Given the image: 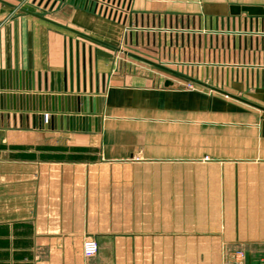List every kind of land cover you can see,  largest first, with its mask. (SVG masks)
I'll return each instance as SVG.
<instances>
[{
    "label": "crops",
    "instance_id": "0c3cea01",
    "mask_svg": "<svg viewBox=\"0 0 264 264\" xmlns=\"http://www.w3.org/2000/svg\"><path fill=\"white\" fill-rule=\"evenodd\" d=\"M107 2L0 0V264H252L264 111L133 54L263 102L264 0Z\"/></svg>",
    "mask_w": 264,
    "mask_h": 264
},
{
    "label": "rangeland",
    "instance_id": "374dc122",
    "mask_svg": "<svg viewBox=\"0 0 264 264\" xmlns=\"http://www.w3.org/2000/svg\"><path fill=\"white\" fill-rule=\"evenodd\" d=\"M132 63L135 64L134 61H132ZM220 64H221V62H217V66H219ZM164 65L170 67L171 69L172 68L177 69L180 64L179 63H175V64L174 63H164ZM199 65H201V63H197V62H192L191 63L189 60L188 61H184L181 64V68H179L176 71H179L180 73L189 75L190 77H193V78H195L197 80H200V81H202L204 83H207L209 85H212V86L221 88L222 90L227 91V92H229L231 94L240 96V97L245 98V99H247L249 101H252L254 103H257V104H260V105L264 106V101L262 102V101H258L256 99L258 97L257 94L260 92L259 90H258L259 92H255V91L252 92L250 90L249 91L248 90H246V91L244 90V91H242L240 93H236L232 89H229V88L225 87V85L223 86V84H219L218 77L217 78L216 77L214 78V76H212V75L211 76L210 75H205V76L199 75L197 73V70H196L197 69L196 67L199 66ZM161 73H163L164 75H168V76H171L173 74L172 76H174L176 79H178V81H180L181 83H185V84H181L179 87H187V86L190 87L191 86V87H197V88L203 89L205 91H211V93L212 92L213 93H217L216 91L211 90L208 87H205L203 85H200V84L195 83V82H192V81H189V80H187V79H185V78H183L181 76H178L175 73H172L170 71L164 70ZM261 97H264V93L261 95ZM262 99H264V98H262ZM262 113L264 114V112H262Z\"/></svg>",
    "mask_w": 264,
    "mask_h": 264
},
{
    "label": "water",
    "instance_id": "95a60500",
    "mask_svg": "<svg viewBox=\"0 0 264 264\" xmlns=\"http://www.w3.org/2000/svg\"><path fill=\"white\" fill-rule=\"evenodd\" d=\"M41 1L42 0H39V2H41ZM48 2H49V0H46V4ZM229 12L231 14H238L239 12H244V13H246L249 16H263L264 15V5H248V4L231 5L229 7ZM133 56L136 57V58H139L141 60H144V61H146V62H148V63H150L152 65L158 66V67L163 68L165 70H168V71H170L172 73H175L176 75L181 76V77H183V78H185V79H187L189 81L198 83V84L203 85L205 87H208L209 89L214 90L216 92H219V93H221L224 96L230 97V98L235 99V100H237L239 102H242V103H244L246 105H249L251 107H254V108H257L259 110L264 111V106H262V105H259L257 103H254L252 101H249V100H247L245 98H242L240 96L231 94V93H229L227 91L222 90L221 88H218V87L209 85L207 83H204V82H202L200 80H197V79H195L193 77H190L189 75H186V74H183V73H180V72L171 70V69H169L167 67H164L163 65H160V64H158L156 62H153V61H150V60H148L146 58H143V57H141L139 55L133 54ZM163 84L166 87H171V86H174L175 85V82L172 81V80H170V79H165Z\"/></svg>",
    "mask_w": 264,
    "mask_h": 264
},
{
    "label": "built area",
    "instance_id": "2783aa9c",
    "mask_svg": "<svg viewBox=\"0 0 264 264\" xmlns=\"http://www.w3.org/2000/svg\"><path fill=\"white\" fill-rule=\"evenodd\" d=\"M116 0H108L105 3V10L109 9L110 13H115L117 11L118 4ZM0 90V94H1ZM82 252L85 258H91L95 256L98 252V243L92 237H86L82 244ZM222 264H248L245 251L240 247H227L222 253ZM252 264H264V254L257 256Z\"/></svg>",
    "mask_w": 264,
    "mask_h": 264
}]
</instances>
